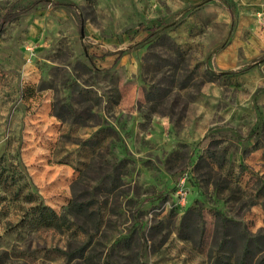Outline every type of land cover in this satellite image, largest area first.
<instances>
[{
	"label": "rangeland",
	"instance_id": "1",
	"mask_svg": "<svg viewBox=\"0 0 264 264\" xmlns=\"http://www.w3.org/2000/svg\"><path fill=\"white\" fill-rule=\"evenodd\" d=\"M0 264H264V0H0Z\"/></svg>",
	"mask_w": 264,
	"mask_h": 264
},
{
	"label": "trees",
	"instance_id": "2",
	"mask_svg": "<svg viewBox=\"0 0 264 264\" xmlns=\"http://www.w3.org/2000/svg\"><path fill=\"white\" fill-rule=\"evenodd\" d=\"M14 18V15L9 14L5 17V21H11ZM121 55V54H120ZM119 55V56H120ZM153 97V93L149 92L147 95V99L150 101ZM34 218L39 225H43L47 228H59L62 229L65 225H67L69 222L65 215L59 216L57 212L50 208L49 206H45L43 204H38L34 208ZM32 218V219H34Z\"/></svg>",
	"mask_w": 264,
	"mask_h": 264
}]
</instances>
